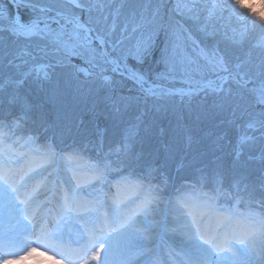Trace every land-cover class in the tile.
Wrapping results in <instances>:
<instances>
[{"label": "snow or ice", "instance_id": "6c2138e0", "mask_svg": "<svg viewBox=\"0 0 264 264\" xmlns=\"http://www.w3.org/2000/svg\"><path fill=\"white\" fill-rule=\"evenodd\" d=\"M34 254L264 264V13L0 0V264Z\"/></svg>", "mask_w": 264, "mask_h": 264}, {"label": "rangeland", "instance_id": "374dc122", "mask_svg": "<svg viewBox=\"0 0 264 264\" xmlns=\"http://www.w3.org/2000/svg\"><path fill=\"white\" fill-rule=\"evenodd\" d=\"M242 3L244 5L245 10H250L251 12H255L257 14L264 13V0H242ZM39 251H42V249L38 250V252ZM45 258H48L45 261V264H53V261L58 259L57 257H53L52 259H49L48 254H45L42 257H39V260L28 258V259L19 261L18 264H39V261L45 260Z\"/></svg>", "mask_w": 264, "mask_h": 264}, {"label": "clouds", "instance_id": "9594fccd", "mask_svg": "<svg viewBox=\"0 0 264 264\" xmlns=\"http://www.w3.org/2000/svg\"><path fill=\"white\" fill-rule=\"evenodd\" d=\"M239 2L241 3V4H243L242 3V0H239ZM43 255H41V254H36V257H35V259H37V260H39V257H42ZM48 258H45V260H40L39 261V264H45V261L47 260Z\"/></svg>", "mask_w": 264, "mask_h": 264}]
</instances>
